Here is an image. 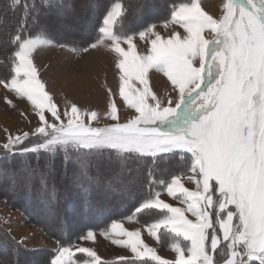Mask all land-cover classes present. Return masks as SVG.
Returning <instances> with one entry per match:
<instances>
[{"label":"snow or ice","instance_id":"obj_1","mask_svg":"<svg viewBox=\"0 0 264 264\" xmlns=\"http://www.w3.org/2000/svg\"><path fill=\"white\" fill-rule=\"evenodd\" d=\"M142 7L137 4L134 10ZM220 7L214 16L200 0H180L162 23L183 32L173 28L165 38L155 23L125 29L128 6L110 0L98 34L84 46L73 42L71 47L87 53L102 45L118 56V90L106 89L102 112L75 102H66L61 111L41 78L39 52L68 45L54 43L40 17L48 9H63V0H9L0 12L3 31L7 13L19 9L5 33L8 51L2 54L6 71L0 85L26 100L38 120L30 133L13 135L4 129L7 136L0 148L45 157L43 166L37 159L35 168L23 167L26 184L39 182L56 198L57 178L67 182L71 164L72 183L87 191L85 185L100 183L99 167L107 154L116 165L107 183L117 179L126 190L135 183L133 171L147 167L149 191L126 217L139 227L130 230L113 221L101 231L133 254L118 257L115 264H264V0H222ZM137 36L150 44L146 55L136 51ZM150 71L167 78L171 94L154 90ZM5 103L15 108L7 97ZM123 107L133 111L122 120ZM20 115L27 118L24 112ZM173 158L182 167L168 179H155L160 166ZM11 176L14 183V172ZM154 185L182 206L166 202ZM84 205L89 206L87 199ZM144 232L158 242L169 234L175 258L159 255L145 243ZM76 239L94 242V230ZM77 252L85 258L77 259ZM48 264L104 262L90 247L58 241Z\"/></svg>","mask_w":264,"mask_h":264},{"label":"rangeland","instance_id":"obj_2","mask_svg":"<svg viewBox=\"0 0 264 264\" xmlns=\"http://www.w3.org/2000/svg\"><path fill=\"white\" fill-rule=\"evenodd\" d=\"M78 1L79 0H76V2L69 6L67 10H64L63 14H51L48 18V24L50 26L49 32L53 42L56 44H66L68 46H54L41 50L36 56V63L40 66L41 78L46 83L47 90L53 94L55 102L59 105L61 111H63L66 102H75L82 109H95L102 112L107 102L106 89L112 88L118 90L119 71L115 68L118 56L102 45L98 46L97 49H90L87 53L73 52L71 51V47L73 42L77 45L84 46L91 42V40L98 34L97 28L110 0H93L92 2L95 1L93 3L94 7H86L81 14L77 15L76 8L79 9ZM142 2L141 0H134L132 2L133 11L128 12L123 18L125 29L129 27L137 29L144 24L155 23L157 25L156 31L165 38L170 35L173 28L183 32L182 29H179L178 26L175 25H170L168 28L163 27L162 22L169 16L172 0H144ZM200 3L210 14L214 16L220 14L222 0H200ZM124 4L130 9V4H127L126 2ZM137 4L142 5L143 7L134 10V6ZM205 36L206 38H210L207 33ZM6 41L4 38H0V44L2 45L0 50L3 47L6 49ZM134 42L137 46V53L146 55L150 48V44L141 41L138 36L135 38ZM122 46L125 48L127 47V45ZM3 60L4 57L0 56V75H3L6 71V63H4ZM148 77L150 84L159 95L166 97L168 94H171L170 82L167 81V78L164 77L162 73L150 71ZM5 97L13 101L15 108H12L5 103ZM132 111L133 110L123 107L120 112L121 119L123 120L127 118ZM21 112L26 113L27 118L21 116ZM101 123H103V121H101ZM37 126L38 120L32 112L31 105L26 100L14 98L10 92L0 85V144L4 143L7 136L4 129H7L15 135L23 132L30 133ZM6 154L11 153H5L4 150L0 148V156ZM32 158H35V154L32 155ZM174 161L177 162V165L173 163ZM57 167H59V158L57 159ZM68 167V181L64 182L57 178V186L67 188L68 191L73 188H75V191H80L81 189H78L77 186L72 183L70 178L72 165L69 164ZM178 167H182V164L179 163L178 158H173L167 164H162L160 166L154 174L155 179H168L169 173ZM115 169L116 165L110 164L108 156L105 154L99 167L100 181H104L102 182L104 183L103 186L108 187L107 178L112 176ZM19 172V174L24 173L22 168H20ZM92 172L93 175L97 174L95 168ZM132 177L135 178V183L130 184L126 190L123 189L122 184L117 179H114L118 183V189H120L117 191L121 195L122 192L140 196L147 195L149 191V175L147 167L142 166L138 171H133ZM128 179L129 177L125 171L123 180L126 182ZM185 186L190 189L195 187L194 185L187 183ZM105 187H103V189L107 190L108 188ZM153 187L155 190L161 192V198L165 199L166 202L173 204L174 206H182L178 204L177 201L168 197L162 187L157 185H154ZM68 213H70L69 210L66 211V214ZM140 219L142 221V218ZM116 222H122L124 226L130 230L139 227L138 224L129 222L126 217L116 220ZM105 229H110V226L108 225ZM94 233L96 237L94 242L77 240L73 245L92 248L96 251L102 261H116L120 256L133 255L130 250L112 244L111 240L106 239L101 235L100 231H94ZM0 234L6 239L10 238L12 242L15 241L16 245L29 250L26 254H22L21 264H27L29 257L32 258V260L37 261L38 264H48L51 253L55 251L58 246L56 238L48 236L43 228L29 223L26 216H24L21 211L10 206L9 202L6 201V196L1 193V190ZM143 237H145L149 245L152 243V240L148 238L150 236H148L146 232L143 233ZM154 248L157 250V253L164 258L175 257V253L170 251L169 245L165 247L166 249H163L157 243ZM15 253L16 252H14V254ZM75 256L77 259L85 258V254L78 252L75 253ZM18 257L20 256L18 255ZM5 259L7 260L8 257ZM5 259L4 264L7 262ZM9 262L10 260H8L7 263Z\"/></svg>","mask_w":264,"mask_h":264},{"label":"trees","instance_id":"obj_3","mask_svg":"<svg viewBox=\"0 0 264 264\" xmlns=\"http://www.w3.org/2000/svg\"><path fill=\"white\" fill-rule=\"evenodd\" d=\"M93 0H79L78 8H76V14H81L84 8ZM134 0H123V3L130 4L128 12L133 11ZM144 0H141V2ZM180 0H172V5L178 3ZM9 0H0V12L4 9L6 3ZM64 8L48 9L40 17L42 23H49L48 18L51 14L60 13L63 14L64 10H67L69 6L73 5L76 0H63ZM143 3V2H142ZM132 4V5H131ZM89 8V7H88ZM19 16V9L13 13L9 11L5 17L8 23L5 24L4 30L0 31V38L7 40L5 34L10 30L9 26ZM49 26V24H48ZM50 28V26H49ZM119 28V25H118ZM0 47L2 45L0 44ZM6 49L4 47L0 50V56L8 51V45L6 41ZM34 153L29 154H6L0 156V170H3L8 175L0 176V190L1 193L6 196V201L9 202L10 206L17 208L26 216L29 223L41 227L44 232L57 241H63L65 244L77 241V237L82 233H86L87 230L92 229L94 231L105 230L111 222L123 219L127 217L133 210L134 205L137 201L143 197L135 194H126L122 192V195L117 191L118 183L113 179V183L108 187L103 186L104 181L96 183L93 181L90 185H85L87 191L77 186L80 191H75V188L70 191L67 188L58 187V195L56 198H51L50 192H45L39 182H34L31 185L25 182V172L19 174L20 168L24 166L36 167L37 159L40 160V164L45 159L43 156H37L32 158ZM177 165V162H173ZM14 172V180L11 174ZM23 175V176H21ZM101 179V178H100ZM103 187L108 188L104 190ZM74 191V192H73ZM106 192V193H105ZM87 199L89 206L85 207L84 200ZM69 210L70 213L66 214ZM142 221L145 219L142 215L140 216ZM0 234V263L4 264V259L10 260L6 264H21L22 254H26L28 249L20 247L13 243L10 238L6 239ZM157 241V240H156ZM171 236L169 234H162L160 242L157 243L166 249L167 245L172 243ZM14 252H16L14 254ZM20 257H18V255ZM16 255V257H15ZM28 255V254H27ZM20 259V260H19ZM104 264H115L116 261H102ZM24 264V263H23ZM26 264V263H25ZM27 264H38L37 261L32 260L29 257ZM151 264V262H150Z\"/></svg>","mask_w":264,"mask_h":264},{"label":"crops","instance_id":"obj_4","mask_svg":"<svg viewBox=\"0 0 264 264\" xmlns=\"http://www.w3.org/2000/svg\"><path fill=\"white\" fill-rule=\"evenodd\" d=\"M148 238L152 240V243L149 245V244H148V241L145 239V237H143L145 243H147L149 246H151V247L154 248L155 245L157 244L156 239H154V238H152V237H148ZM174 258H175V257H174ZM174 258H168V257H166V259H174Z\"/></svg>","mask_w":264,"mask_h":264},{"label":"bare ground","instance_id":"obj_5","mask_svg":"<svg viewBox=\"0 0 264 264\" xmlns=\"http://www.w3.org/2000/svg\"><path fill=\"white\" fill-rule=\"evenodd\" d=\"M85 83V82H84Z\"/></svg>","mask_w":264,"mask_h":264}]
</instances>
